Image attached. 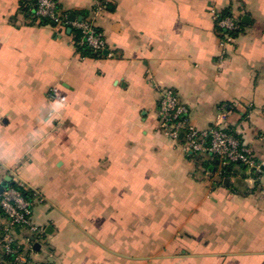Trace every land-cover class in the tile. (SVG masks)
<instances>
[{"label": "crops", "instance_id": "0c3cea01", "mask_svg": "<svg viewBox=\"0 0 264 264\" xmlns=\"http://www.w3.org/2000/svg\"><path fill=\"white\" fill-rule=\"evenodd\" d=\"M20 3L0 0V196L33 194L38 232H12L30 261L264 264V173L222 178L158 116L172 89L193 126L225 128L264 165V0H57L103 32V58ZM228 8L242 27L223 44L212 11ZM7 226L0 209V254Z\"/></svg>", "mask_w": 264, "mask_h": 264}, {"label": "built area", "instance_id": "2783aa9c", "mask_svg": "<svg viewBox=\"0 0 264 264\" xmlns=\"http://www.w3.org/2000/svg\"><path fill=\"white\" fill-rule=\"evenodd\" d=\"M101 7L94 11L99 15ZM215 24L221 29L219 35L223 44L233 41L232 32L239 29L237 21L232 17L222 18L218 11L213 10ZM36 16L47 19L58 27L71 26L79 29L84 34V43L96 52H104L107 42L102 31L97 29L92 19L68 20V16L62 15L55 0H37ZM160 128L172 141H180L184 134L183 144L186 150L196 154H210L218 159L220 167L231 164H239L252 173H262L261 164L257 162L253 151L245 146L232 133L221 126H214L206 130H199L192 125L189 119V108L183 104L177 93L172 89H165L161 94L158 108ZM20 187L26 188L19 184ZM27 189V188H26ZM0 209L8 222L3 229L1 239L2 254L0 264H35L32 263L22 249L16 244L12 232L15 228L27 227L32 232H38L37 226L32 221L33 201L25 198L21 191L9 187L0 196ZM3 255H12L10 262Z\"/></svg>", "mask_w": 264, "mask_h": 264}, {"label": "trees", "instance_id": "16d2710c", "mask_svg": "<svg viewBox=\"0 0 264 264\" xmlns=\"http://www.w3.org/2000/svg\"><path fill=\"white\" fill-rule=\"evenodd\" d=\"M55 1L57 2V0H55ZM20 5H21V11L23 12V14L26 17H32L34 22L39 21V24H41V25H51L52 24L47 19H40L36 16L35 0H21ZM58 9L62 15L69 16L71 13H73L71 11H63L62 7L59 4H58ZM219 13H220V16L222 18L232 17L237 21L239 29L232 32V35L235 37L240 32L241 27H242V24L240 23V21L232 15L230 8H228L224 11H221ZM86 14H87L86 12H82L80 15L83 16L85 19H87ZM215 27H216L217 32L220 33L221 29H219L217 24H215ZM71 29H72L71 35L73 37L74 45L82 57H85V58H103V57H105L104 52H96L84 43V34L82 33L81 30L75 29V28H71ZM183 141H184V134L182 133L181 137H180V142H183ZM236 166L242 167L244 170H246L245 167H243L242 165H239V164H231V165L224 166V167L222 166V167H220L221 177L223 178V177L229 176V174L233 171V168ZM256 176H257V173L255 171H252V177L255 178ZM11 187L16 188L19 191H21V193L23 194V196H25V198H27L29 200L33 199V194L30 190L23 188V187H20L19 185H14ZM3 258L6 261L10 262L12 260L13 256L12 255H3Z\"/></svg>", "mask_w": 264, "mask_h": 264}, {"label": "water", "instance_id": "95a60500", "mask_svg": "<svg viewBox=\"0 0 264 264\" xmlns=\"http://www.w3.org/2000/svg\"><path fill=\"white\" fill-rule=\"evenodd\" d=\"M36 3H37V0H35V8H36ZM76 19H78L79 21H81V20L83 19V17H76V15H74V14H70V15L68 16V20H69L70 22H74ZM248 20H249V17L245 16V17H243L242 22L245 24V23L248 22ZM51 25L56 26V25L53 24V23H52ZM71 31H72V29L69 28V29H68V32L71 33ZM107 53H108V51L105 50V51H104V54H107ZM260 169H261V171L264 173V165H261ZM8 181H9V180H8ZM228 183H229V180H228V179H225L224 184L227 185ZM12 184H14V183H12ZM1 190L3 191L4 189H1Z\"/></svg>", "mask_w": 264, "mask_h": 264}]
</instances>
